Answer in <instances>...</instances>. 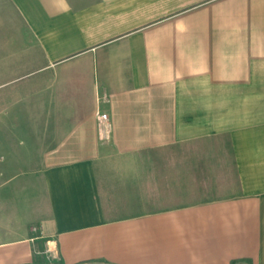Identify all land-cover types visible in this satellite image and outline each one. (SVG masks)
Instances as JSON below:
<instances>
[{
	"label": "crops",
	"instance_id": "crops-1",
	"mask_svg": "<svg viewBox=\"0 0 264 264\" xmlns=\"http://www.w3.org/2000/svg\"><path fill=\"white\" fill-rule=\"evenodd\" d=\"M12 2L40 51L41 159L0 165V264H264V0ZM178 176L197 202L104 203L117 183L143 209Z\"/></svg>",
	"mask_w": 264,
	"mask_h": 264
},
{
	"label": "rangeland",
	"instance_id": "rangeland-1",
	"mask_svg": "<svg viewBox=\"0 0 264 264\" xmlns=\"http://www.w3.org/2000/svg\"><path fill=\"white\" fill-rule=\"evenodd\" d=\"M39 57V48L32 40L24 20L12 0H0V165L20 166L19 169L13 170L18 174L31 171L26 168L29 161L35 166L41 159L39 152L23 153L31 133L35 135L41 133L40 85L36 84L39 86L33 87V82L37 80L28 78L32 68L39 66L33 64L34 61L39 60ZM32 88H36L35 93ZM36 95L37 97H33ZM37 149L39 150V147ZM8 150L15 151L16 154H9L6 152ZM172 155L160 152L158 155L156 154V158L160 163H165L171 161ZM177 155L179 154L177 153ZM162 173L164 175L170 171L165 170ZM163 180L160 190L155 187L154 195L152 193L153 186L150 185L147 188L152 199L145 202L143 209L137 201L130 199L131 197L136 198L135 186L129 189L132 192L127 196V191H125V195L121 190H118L117 183H113L114 185L111 186L118 192H107L104 203L108 209L115 212H121L122 207L130 205L134 207V210H129L128 213L134 214L156 212L168 207L191 204L203 196L199 192L195 193L194 186H188L186 189L183 185L185 180L182 177L178 176L176 181L165 180L166 183ZM190 189L192 192H189ZM106 190H108L107 187Z\"/></svg>",
	"mask_w": 264,
	"mask_h": 264
},
{
	"label": "built area",
	"instance_id": "built-area-1",
	"mask_svg": "<svg viewBox=\"0 0 264 264\" xmlns=\"http://www.w3.org/2000/svg\"><path fill=\"white\" fill-rule=\"evenodd\" d=\"M96 117L98 121V129L100 133L102 134L103 131H105L106 133H109L112 126L108 121V115L98 110L96 112ZM101 138L103 139L104 137L102 136Z\"/></svg>",
	"mask_w": 264,
	"mask_h": 264
},
{
	"label": "water",
	"instance_id": "water-1",
	"mask_svg": "<svg viewBox=\"0 0 264 264\" xmlns=\"http://www.w3.org/2000/svg\"><path fill=\"white\" fill-rule=\"evenodd\" d=\"M86 264H105V263H86Z\"/></svg>",
	"mask_w": 264,
	"mask_h": 264
}]
</instances>
